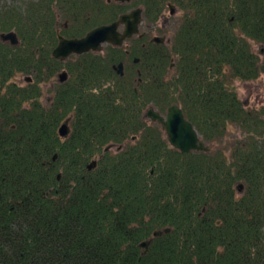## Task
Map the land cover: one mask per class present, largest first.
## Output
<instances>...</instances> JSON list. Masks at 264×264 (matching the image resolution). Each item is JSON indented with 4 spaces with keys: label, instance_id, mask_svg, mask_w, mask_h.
<instances>
[{
    "label": "trees",
    "instance_id": "trees-1",
    "mask_svg": "<svg viewBox=\"0 0 264 264\" xmlns=\"http://www.w3.org/2000/svg\"><path fill=\"white\" fill-rule=\"evenodd\" d=\"M169 4L182 12L171 43L133 37L52 56L59 35L82 37L138 6L155 21ZM6 6L0 29L23 46L0 43V264H264V107H246L233 84L264 74L251 43L264 47V0ZM61 70L68 78L44 104L40 81ZM17 74L33 80L21 86ZM171 104L207 143L230 125L240 134L230 149L181 152L145 116Z\"/></svg>",
    "mask_w": 264,
    "mask_h": 264
},
{
    "label": "water",
    "instance_id": "water-1",
    "mask_svg": "<svg viewBox=\"0 0 264 264\" xmlns=\"http://www.w3.org/2000/svg\"><path fill=\"white\" fill-rule=\"evenodd\" d=\"M120 2H129L131 0H116ZM170 12H173V5H170ZM142 21V9L137 7L130 12H125L119 18L111 23L98 25L89 30L84 36L80 38H66L58 36V43L52 51L53 57L57 59H64L70 54H82L92 51H100L103 44H112L121 46L125 39L138 33L139 24ZM120 24L124 25L123 31L119 30ZM2 39H11L12 43H16L15 33L8 32L2 34ZM157 42H163V37L155 36L153 38ZM120 74L122 73V64H119ZM67 79V73L61 71L59 73V81L63 82ZM146 116L152 121H156L165 130L168 142L174 148L181 152H189L192 150L209 151L210 147L203 140L197 129L191 121H189L182 108L178 104H171L168 106L166 114H161L154 108L149 107L146 110ZM70 131L68 121L63 122L59 128V135L65 137ZM96 166V160H93L87 165L88 169ZM237 189L242 191L243 184L239 183ZM162 231L154 232L155 236L161 235ZM142 247H147V242L143 241L140 244Z\"/></svg>",
    "mask_w": 264,
    "mask_h": 264
},
{
    "label": "rangeland",
    "instance_id": "rangeland-1",
    "mask_svg": "<svg viewBox=\"0 0 264 264\" xmlns=\"http://www.w3.org/2000/svg\"><path fill=\"white\" fill-rule=\"evenodd\" d=\"M133 1L134 0H131L129 2H133ZM4 2L7 3L6 5H10V6L14 5V7L18 8V6L23 2V0H4ZM164 12L166 14L165 17L158 18L156 21L157 27L162 28V29H159L160 32L158 33L162 34L163 32H166L167 38H170L172 40L175 30L178 28L180 17L179 16L169 17L170 14L168 12V7L166 8ZM177 13H180V15L182 14V12L178 10H177ZM166 19H169L170 21L168 20L166 22ZM58 20L60 23L62 22L60 15L58 16ZM163 23H167V25L165 27H162ZM154 33L155 32L152 31V34ZM251 43H252L253 50L256 51L261 56V58L264 57L263 45L260 42H256L253 40ZM119 70L120 68H118V71ZM168 75H171V71L169 72ZM21 76H24V75L17 74L16 76L13 77V80L21 79ZM233 84L237 90V93L241 101L246 107L248 108H259L261 106L264 107V74H261L257 78L251 79V80L236 79L234 80ZM41 88H42L41 99L47 102L48 100L46 99H48L52 95L54 90L42 84H41ZM166 111L167 110H165L164 112L160 111V113L166 114ZM238 134H240L239 128H237L235 125H230L226 136L222 140L208 142V143L206 142V144L209 145L212 151H215L219 147H227L230 149L233 141H235V139L239 136ZM116 147L117 146L114 145L111 149L115 151Z\"/></svg>",
    "mask_w": 264,
    "mask_h": 264
},
{
    "label": "flooded vegetation",
    "instance_id": "flooded-vegetation-1",
    "mask_svg": "<svg viewBox=\"0 0 264 264\" xmlns=\"http://www.w3.org/2000/svg\"><path fill=\"white\" fill-rule=\"evenodd\" d=\"M6 2H4V0H0V11L2 10V11H4V12H7L9 9H5V7L7 8V6H6ZM170 5L171 4H169L168 5V12H169V17L171 16H179V17H181V15H180V13H177V10L178 11H180L177 7H175L174 5H173V12L171 13L170 12ZM138 7H140L141 9H142V21L140 22V24H139V31H138V33H136V34H134V35H132L131 37H129V38H127V39H125L124 40V42H123V44L121 45V46H125L126 48L128 47V46H130V44H131V41H130V39L131 38H133V37H138V38H145V40L147 41V42H151V43H155V44H163V43H169V42H171V39L170 38H167V36H166V32H163L162 34H160V33H158V32H160V30L159 29H162L161 27H157V25H156V21L157 20H155V21H150V22H144V19H143V8L141 7V6H138ZM135 8H137V7H134V8H131L129 11H127V12H130L132 9H135ZM5 15V14H4ZM3 15V16H4ZM165 12H163L162 14H161V16L159 17V18H162V17H165ZM5 20H7V21H10V19H5ZM5 20H2L1 18H0V26H3L4 25V23H6L7 21H5ZM169 19H166V22L168 21ZM170 21V20H169ZM168 24H169V22H168ZM167 25V23H163L162 24V27H165ZM123 29H124V25L123 24H120V26H119V30L120 31H123ZM152 31H154L155 33L154 34H152ZM165 31V30H164ZM8 32H14L15 33V38H16V43H12L11 42V39H2V34H6V33H8ZM157 32V33H156ZM155 36H158V37H163L164 38V41L163 42H157L156 40H154L153 38L155 37ZM0 43L2 44V45H4V46H20V48H21V50H22V42H21V38H20V35H19V32L17 31V30H15V29H0ZM58 43V42H57ZM108 44H103V48H102V50H100V51H92V50H90V51H92V52H96V53H99V52H103V50L105 49V47L107 46ZM110 45H112V44H110ZM142 46H145L146 45V43H142L141 44ZM115 46V45H114ZM55 48V47H54ZM53 48V49H54ZM90 51H88V52H90ZM128 52V51H127ZM2 54V53H1ZM4 55H7V54H4ZM72 55H75V54H70L68 57H70V56H72ZM53 56V55H52ZM68 57H66V58H68ZM55 58V57H54ZM66 58H64V59H66ZM57 59V58H56ZM64 59H58V60H64ZM172 60H174V57H172L171 58ZM117 68V70H118V68H119V65L116 67ZM173 69H174V64L172 63L170 66H169V70L170 71H173ZM61 71H65V70H61ZM61 71H58L57 73H56V75L55 76H53V77H48V78H43L42 79V81H40V84H42V85H45V86H48L50 89H55L56 87H57V83L58 82H60L59 81V73L61 72ZM66 72V71H65ZM67 73V72H66ZM24 77V78H23ZM67 78H68V73H67ZM32 80H33V78H30V77H26V76H21V79H17V80H14L16 83H18L19 85H21V86H24L26 83H28V82H32ZM67 80V79H66ZM66 80H64V81H66ZM63 81V82H64ZM42 100V99H41ZM46 100H48L47 102H45V101H43L42 100V102L44 103V104H48V102L51 100V96L48 98V99H46Z\"/></svg>",
    "mask_w": 264,
    "mask_h": 264
}]
</instances>
